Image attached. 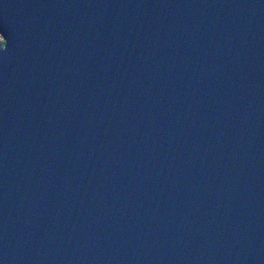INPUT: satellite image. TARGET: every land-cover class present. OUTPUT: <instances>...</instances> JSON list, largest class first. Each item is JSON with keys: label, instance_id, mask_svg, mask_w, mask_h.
<instances>
[{"label": "water", "instance_id": "95a60500", "mask_svg": "<svg viewBox=\"0 0 264 264\" xmlns=\"http://www.w3.org/2000/svg\"><path fill=\"white\" fill-rule=\"evenodd\" d=\"M0 264H264V0H0Z\"/></svg>", "mask_w": 264, "mask_h": 264}, {"label": "trees", "instance_id": "16d2710c", "mask_svg": "<svg viewBox=\"0 0 264 264\" xmlns=\"http://www.w3.org/2000/svg\"><path fill=\"white\" fill-rule=\"evenodd\" d=\"M2 44L1 40H0V45Z\"/></svg>", "mask_w": 264, "mask_h": 264}]
</instances>
